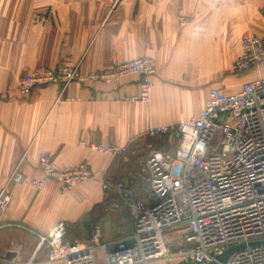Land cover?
<instances>
[{"label":"crops","instance_id":"crops-1","mask_svg":"<svg viewBox=\"0 0 264 264\" xmlns=\"http://www.w3.org/2000/svg\"><path fill=\"white\" fill-rule=\"evenodd\" d=\"M263 28L264 0H0V194L5 189L9 197L0 217V264L29 261L38 244L29 231L48 235L66 222L67 239L77 242L73 225L111 206L112 185L138 175L149 142L158 148V138L146 136L150 125L198 116L211 88L233 94L264 77V63L240 75L231 70L243 35ZM141 58L157 66L149 103L124 101L139 93V76L115 85L83 80ZM63 62L79 64L80 79L59 102L58 85L20 96L23 76ZM82 140L127 150L108 157L80 146ZM42 156L58 169L85 164L95 176L70 193L53 181L35 192ZM15 172L21 183L12 181ZM135 189L146 198L151 188L138 178ZM9 252L16 256L7 259Z\"/></svg>","mask_w":264,"mask_h":264},{"label":"built area","instance_id":"built-area-1","mask_svg":"<svg viewBox=\"0 0 264 264\" xmlns=\"http://www.w3.org/2000/svg\"><path fill=\"white\" fill-rule=\"evenodd\" d=\"M241 49L231 67L237 75L264 63V28L261 35L245 33ZM79 68V64L63 62L54 70H35L20 79L19 94L27 98L36 87L58 85L59 102L68 85L80 79ZM156 72L152 58H141L91 73L83 80L115 85L126 77L139 76V93L124 101L149 103ZM3 99L0 92V102ZM146 136L163 137L167 146L156 148L148 143L137 176L130 175L112 187L104 184L116 197L112 207L129 210L131 233L102 244L98 226L91 243L66 239V222L57 224L48 235L29 231L38 244L24 264H99L97 250L103 252L104 264H213L233 247L239 248L220 264H264V77L247 81L233 94L211 88L198 116L172 125H150ZM80 146L108 157L127 150L117 144L83 140ZM40 170L43 177L31 182L35 192L53 181L62 193H70L95 176L85 164L58 169L48 156L40 158ZM138 178L150 184L146 198L136 192ZM12 181L21 183L22 176L15 172ZM8 201L4 189L0 217ZM178 228L182 230L178 248L172 251L165 234ZM41 253L45 258H39Z\"/></svg>","mask_w":264,"mask_h":264},{"label":"rangeland","instance_id":"rangeland-1","mask_svg":"<svg viewBox=\"0 0 264 264\" xmlns=\"http://www.w3.org/2000/svg\"><path fill=\"white\" fill-rule=\"evenodd\" d=\"M176 142L177 140H174L175 145ZM149 143L153 144V142ZM156 143H158L156 145L158 148H165L167 146L166 139L163 137H158ZM115 200L113 199V201ZM96 226H100L103 230L100 243H106L109 237L115 238L130 234L132 231L130 212L127 209H114L109 205L104 208H100L99 206L96 207L93 213L86 216L84 220L73 225L71 231L74 230V232L77 234V242L91 243L94 238ZM181 231L178 228L170 230L165 234V237L169 242L170 250L174 251L178 248L177 239ZM95 256L99 264H104L103 252L101 250H97ZM173 264H176V262H173Z\"/></svg>","mask_w":264,"mask_h":264},{"label":"water","instance_id":"water-1","mask_svg":"<svg viewBox=\"0 0 264 264\" xmlns=\"http://www.w3.org/2000/svg\"><path fill=\"white\" fill-rule=\"evenodd\" d=\"M239 247H233L230 248L229 250L225 251L222 255L217 257V262L213 263V264H220V263H224L227 261V259L238 249ZM16 254L15 253H11L9 252L6 255L7 259H12L13 257H15Z\"/></svg>","mask_w":264,"mask_h":264},{"label":"trees","instance_id":"trees-1","mask_svg":"<svg viewBox=\"0 0 264 264\" xmlns=\"http://www.w3.org/2000/svg\"><path fill=\"white\" fill-rule=\"evenodd\" d=\"M112 204H113V202L111 203V207H112ZM113 208V207H112ZM66 239H67V237H66Z\"/></svg>","mask_w":264,"mask_h":264}]
</instances>
